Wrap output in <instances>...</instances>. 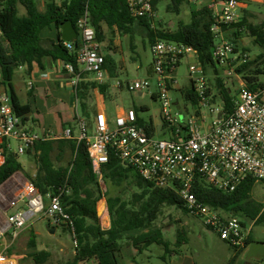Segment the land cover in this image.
Instances as JSON below:
<instances>
[{"label":"trees","instance_id":"1","mask_svg":"<svg viewBox=\"0 0 264 264\" xmlns=\"http://www.w3.org/2000/svg\"><path fill=\"white\" fill-rule=\"evenodd\" d=\"M44 7L40 9L38 0H0V74L1 84L9 95L12 107L22 122L28 120L31 113L29 104H22L14 90L13 78L15 70L25 68L30 74L35 66L44 67V61L61 60L72 65L75 72H79L77 62V47L79 41L74 42L69 49L61 40V25L71 21L76 28L77 22L87 12L89 24L94 28L97 39L102 43L106 32L130 37V50L135 51L133 44L135 29H146L148 42L151 46L156 40L172 41L193 47L198 54V61L206 74L209 69L214 73L213 83L208 93L214 91V100L219 98L223 112H230L234 107L235 97L232 95L234 82L228 86L230 77L220 75L223 70L214 60L212 52L216 44L215 33L211 30L215 21L214 13L208 6L191 11L190 23L178 22L175 29L152 26L151 19L131 16L126 0H63L57 4L56 0H43ZM158 0L154 2V8ZM182 0H173V9L180 13ZM22 7L25 13L20 14ZM244 12H247L244 11ZM55 26L58 29V40L41 37L44 28ZM224 31L231 29L234 35L241 32L259 45L263 52L255 60L246 61L236 67L235 72L242 78L249 89L264 90V83L259 76L264 74V20L253 24L245 16L240 22L223 27ZM110 49V48H109ZM104 69L109 80L119 77L120 69L110 54H105ZM66 72V71H65ZM89 73H83L78 84L76 99L78 113L85 120H89L96 113L93 101L95 89L107 101L110 98L109 81L99 83L95 80H85ZM210 85V84H209ZM120 82L119 88H122ZM181 95L197 103V94L191 84L180 90ZM152 97L156 99L155 94ZM142 106L135 109L140 125L151 133L155 132L153 120L145 121L139 116L140 111H146ZM77 119V114L75 120ZM72 126V124H69ZM5 148L4 146H2ZM34 153L37 172L34 177L28 175L30 182L45 196L47 193H57L63 190L61 206L72 222L77 246L73 258L59 261L56 264H83L94 260L98 264H120L119 257L124 248H131L137 254L142 253L153 244L164 248L163 261L167 257L179 254L183 245L188 243L185 233L178 232L174 248L165 238L161 228L154 227L157 218L162 214L165 205L186 209L177 191L173 188H157L144 180L136 170L125 167L119 158L111 155L107 164L102 168L103 182L108 185L121 186L122 182L132 178L137 188L126 199L122 195L107 197L98 176L93 171L88 144L86 140L53 139L39 141L27 150ZM5 162L0 166V185L19 171H23L18 155L12 151H3ZM257 182L247 178L231 193L221 191L202 179H196L193 192L197 199L213 209L228 215L241 217L242 226L246 222L254 225L264 224V205L253 200L251 193ZM106 197L110 228L103 229L100 225L97 206ZM238 218V219H239ZM49 226V224H48ZM51 227V226H49ZM71 235L69 225L59 226ZM56 228V227H55ZM253 241L248 234L246 245ZM0 241V250H1ZM36 234L31 231L27 241L28 253L36 264H45L52 256L51 252L38 250ZM244 249L237 250L232 263ZM12 255V251L9 250ZM133 259H135L133 257ZM231 263V264H232Z\"/></svg>","mask_w":264,"mask_h":264},{"label":"built area","instance_id":"2","mask_svg":"<svg viewBox=\"0 0 264 264\" xmlns=\"http://www.w3.org/2000/svg\"><path fill=\"white\" fill-rule=\"evenodd\" d=\"M63 0L60 1V4ZM156 0H126L131 16L136 19H154ZM208 7L213 10L215 21L211 30L216 44L212 55L225 76L238 81L234 107L223 112L220 102L214 100V92L208 93L209 84L203 67L198 61L197 51L185 44L156 40L151 46L153 72L160 102L159 117L162 129L172 135L157 137L140 125L135 109L124 110L115 117L111 127L104 109H96L94 127L88 133L86 120L78 113L75 120L78 135L71 128L61 134H51L43 129L41 133L26 130L22 118L17 116L9 95L0 92V166L5 162L4 149L19 155L24 154L36 142L53 139L86 140L93 171L103 183L102 168L113 154L125 167L133 168L146 181L157 188H173L183 201L186 211L199 218L203 224L217 232L220 239L234 249H246L249 231L240 219L217 211L199 201L193 192L196 179H202L211 186L231 193L247 178L264 182V90H251L235 72L237 66L248 60V54L236 50V46L224 36V26L240 21L243 10L250 2L264 0H212ZM58 4V3H57ZM153 26V21H151ZM79 36L77 62L79 72L72 65L63 62L64 70L71 75V86L75 94L83 73L94 76L103 83L109 77L104 69L105 52L97 39L94 28L89 24L87 12L76 25ZM72 49L74 42H64ZM196 58L189 65V79L197 94V103L185 99L193 113L174 112L170 92L177 88L176 71L182 59ZM120 86V82L118 83ZM151 86L149 79L127 83L131 93H142ZM219 114L221 116L219 117ZM17 143L14 147L12 142ZM4 146L5 148H3ZM62 189L43 196L31 182L12 176L0 185V210L5 212L0 220V241L11 232L9 245L0 250V264H18L17 258L9 254V247L26 229L28 221L37 215L47 220L49 226L69 225L74 247L77 246L75 232L70 218L61 206ZM14 210L7 213L8 210ZM83 264H98L94 260Z\"/></svg>","mask_w":264,"mask_h":264},{"label":"rangeland","instance_id":"3","mask_svg":"<svg viewBox=\"0 0 264 264\" xmlns=\"http://www.w3.org/2000/svg\"><path fill=\"white\" fill-rule=\"evenodd\" d=\"M60 1L61 0H56L58 4H60ZM212 3V0H182L180 13L177 14V12L173 9V0H158L155 9V16L152 20L153 26L157 28H161L162 26L175 29L180 21L190 23L191 11L200 9L203 6H209ZM38 4L40 9H43L44 1L38 0ZM19 11L20 14H24L25 12L22 7L19 8ZM243 16H245L247 20L253 24L261 23L264 20V1L250 2L247 12H243ZM224 36L226 40L231 41L236 46V50L238 52L248 54V61L255 60L256 57L263 52L262 48L259 45L254 44L253 40L244 31L238 35H234L233 30L228 29L224 31ZM115 42H117V45H115ZM133 44L135 45L134 52L130 50L129 36H122L118 33L111 35L106 32L105 40L103 42L104 52L106 53V51L109 52L112 50L111 52L115 51L117 53H123V55H117L116 58L118 61L124 62L126 67L125 70L119 74L118 78L111 81L113 88L109 91L110 98L107 101L105 100L107 110L114 119L116 113L121 109H140L144 106L147 110L140 111L139 116L145 121L152 119L156 124H160L161 120L159 117V110L161 108V104L157 99L152 97V93L157 91V86L155 84V75L153 72L151 44L148 42L146 29H135ZM195 62L196 60L193 56L184 58L181 61L176 71L177 87L183 88L190 86L189 65ZM220 75L225 77L223 70ZM205 76L208 80V84H210L209 86H211L214 79L212 69H209ZM13 79L14 84L21 91L20 95L22 100L25 101V97L27 96L25 82L28 80L25 70L20 68L15 70ZM143 79H149L151 81L150 88L143 91V95L128 91V82ZM259 80L264 83V74L259 76ZM119 82H122V88H119ZM232 82L235 84L232 95L236 97V87L238 86V81L235 80V78L229 79L228 86H230ZM97 93L100 94L99 92ZM97 93L96 95L99 97ZM170 94L174 103L178 101V104L173 105L174 112L185 114L186 107L188 109V114L193 113L192 106L185 101L179 90L175 89L171 91ZM96 95L93 93L94 103H96ZM215 101L218 102L219 98H216ZM94 120L95 119H93L92 116L89 120H86L89 134L93 131ZM156 135L157 137L162 138L168 137L167 135H163L161 133L160 128L157 129ZM12 144L14 147H17V143L15 141H13ZM18 158L24 170L27 172L19 171L13 176L20 177L24 182H30L28 175L34 177L32 176V172H30V166L36 167L34 155L32 152H26L24 154H19ZM102 188L107 197H114L120 194L125 199L131 193L137 191L132 178L122 182L121 186H115L112 184L106 185L103 182ZM251 196L253 200L264 205V182H257L254 185ZM223 214L225 215V213ZM3 219L2 210H0V220ZM239 219L242 220L241 217ZM154 227L161 228L163 230L165 238L171 243V248H174L178 232L186 234L188 243L181 247L179 254L167 257L166 261H163L161 257L164 254V248L157 244L151 245L140 254H137L136 252L134 254V250L131 248H124L121 256L119 257L120 264H127L128 262H131L132 264H171L173 261L178 262L181 258H184V256L194 258L197 264H230L231 259L226 258L224 256V252L228 251L230 253H236V249L229 248L220 240L217 232L207 228L199 218L190 215L188 212H185L183 209L176 206L165 205L163 207L162 214L155 221ZM51 228L55 227L51 226ZM245 229L249 230L253 240L264 242V224L254 225L253 222H246ZM31 231H33L37 236L38 250H46L52 254L50 260L45 264H56L59 261H65L73 258L75 254V247L68 232L66 230L63 231L61 227H56L55 233L50 234L47 220L41 215H37L28 221L26 229L9 247V250H11L12 254L17 258L18 264H36L30 257H27V241ZM10 240L11 232L5 236L2 246H5L6 244L9 245ZM133 257L135 259H133ZM246 262L245 258H239L232 264H246ZM255 264H264V256H262L259 262Z\"/></svg>","mask_w":264,"mask_h":264},{"label":"crops","instance_id":"4","mask_svg":"<svg viewBox=\"0 0 264 264\" xmlns=\"http://www.w3.org/2000/svg\"><path fill=\"white\" fill-rule=\"evenodd\" d=\"M247 9L243 10V12L246 11ZM41 37L44 39L57 41L58 40V29L55 26L44 28L41 31ZM115 45H117V42H115ZM111 51L109 52L106 51L105 54H110L113 57V59L115 60V62L117 63L120 69V73H122L126 67L124 65V62L118 61L116 57L117 55H123V53H117L115 51L113 52ZM20 69L25 70V68H20ZM27 76H28V80L25 82V89H26L27 96L25 97L26 98L25 101L22 100L21 95H20L21 91L16 87V85L13 82L14 90L20 102L22 104H29L31 106V113L28 117V120L23 122L22 126L29 132L41 133L43 129H46L51 134H61L64 129L71 128L74 135L77 136L78 128L75 122V116H76V106L78 103L76 99V94L71 86V75L65 72L63 68V61L61 60L52 61L50 59H46L44 61L43 68H39L35 66L32 72L30 74H27ZM85 80H94V76L92 74H88L85 77ZM112 80L113 79L109 80V78L106 80V81H109L110 83V89L113 88L111 84ZM1 82H2V78L0 74V92H3L5 91V87L1 84ZM190 85H191V82H190ZM183 88H186V87H183ZM183 88L177 87L176 89L180 91ZM97 92L99 91L95 89L93 93L96 95ZM98 95L99 97L97 95L95 97L96 98L95 99L96 103H94L95 108L104 109L111 127H114L115 118L113 119L111 114L108 112L104 96L102 94L101 95L98 94ZM123 111H124L123 109L119 110L116 113L115 117L121 114ZM92 117L93 119H95L94 113L92 114ZM153 123H154L156 131L158 128H160L161 133L163 135H167L168 137L172 135L170 132H167L162 129L161 123L160 124H156L155 122ZM69 124H72V126H69ZM30 167H31L30 172H32V176H35L37 172V168L34 166H30ZM23 171L27 172L24 170V168H23ZM99 202H100L98 203L99 205L101 203H104L105 208H106L105 209L106 212L101 215L99 213V205L97 206L98 216L100 219V225L103 229H109L110 220H109L106 198L101 199ZM12 211L14 210L13 209L8 210L7 213H10ZM2 215L3 217L5 216V212L3 210H2ZM221 241L225 243L229 248H232L225 241L223 240ZM253 241H256V240H253ZM259 242L264 243L263 241H259ZM247 251H248V247L244 249V251L241 253V255L238 258H236V260H238L239 258L244 259ZM135 252L136 251L134 250V254ZM224 254L226 258L231 259V263H232V260L235 257L236 253H230L228 251H225ZM259 260L260 259H257V260L251 259L247 261L246 264H255L259 262ZM127 264H132V263L128 262ZM171 264H197V263L195 262L194 258L189 257V256H184V258H181L178 262L173 261Z\"/></svg>","mask_w":264,"mask_h":264},{"label":"water","instance_id":"5","mask_svg":"<svg viewBox=\"0 0 264 264\" xmlns=\"http://www.w3.org/2000/svg\"><path fill=\"white\" fill-rule=\"evenodd\" d=\"M61 40L64 42H75L76 40H79V36L77 34V31L75 27L73 26L71 21L64 22L61 27ZM142 95V93H139ZM221 114H219V117ZM48 230L50 234L55 233V228H51L48 226ZM264 256V243L259 241H252L248 246V251L245 254V260L249 261L251 259H261V257Z\"/></svg>","mask_w":264,"mask_h":264},{"label":"bare ground","instance_id":"6","mask_svg":"<svg viewBox=\"0 0 264 264\" xmlns=\"http://www.w3.org/2000/svg\"><path fill=\"white\" fill-rule=\"evenodd\" d=\"M105 204L104 203H101L100 206H99V211L101 214H104L106 211H105Z\"/></svg>","mask_w":264,"mask_h":264}]
</instances>
